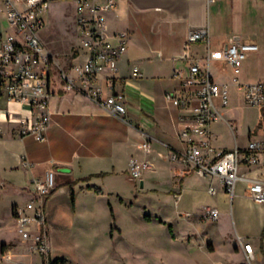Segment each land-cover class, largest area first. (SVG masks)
<instances>
[{
  "label": "crops",
  "instance_id": "crops-1",
  "mask_svg": "<svg viewBox=\"0 0 264 264\" xmlns=\"http://www.w3.org/2000/svg\"><path fill=\"white\" fill-rule=\"evenodd\" d=\"M55 1L58 3L55 4ZM80 1L105 5L110 0H49V10L44 13L45 26L41 31V39L58 61V57L63 59L59 62L65 68L72 64H83L87 60L78 25ZM113 1L114 9L102 13L104 31L114 44L115 35L127 33L128 50L119 61L118 73L113 76L112 85L107 84V76L103 75L98 86L108 95L125 96L127 113L124 119L107 114L83 93L66 92L64 84L54 71L49 86L50 128L46 134L47 140L39 143L33 137L21 139L19 136L20 120L25 118L33 123L37 119V110L29 105L10 102L6 98L0 99V192L24 199L23 203L13 202L10 205L9 219L16 233L1 242L0 264H22L16 253L23 252L26 243L17 233L14 210L33 199V180L43 177L49 170L56 174L57 188L46 205L48 238L49 218L56 220L60 209L58 198L69 197L72 189L75 195L73 211L76 215L80 210V198H89L95 202L109 201L114 221L110 228L111 239L115 238V226H118L112 202L129 211L127 205L138 204L141 193L138 185L143 192L157 191L160 180L165 179L169 184L165 193L175 196L177 191L182 192L180 200L175 201L181 222L195 216L191 211H184L181 203L186 198L185 194H196L185 187L198 176L181 161L173 159L174 155L181 156L186 150L180 133L193 127L192 113L190 110L177 108L166 100L167 94L183 96L186 93L182 81L175 77L176 71H181L184 77L189 73L190 64L182 58L183 55L187 53L191 58L202 60L201 64L206 68L204 58L208 49L217 51L235 41L256 44L260 50L248 55L238 80L245 85L264 82V0ZM58 5L66 15L60 20L66 22L63 32L70 37L64 41L65 44L54 38L60 33L56 26L59 20L51 15V10ZM3 19L0 15V27L6 31ZM201 28L209 29V41L186 49L189 32ZM73 48L75 52H71ZM135 67L140 69L138 77H134ZM209 71L214 82L228 86L230 92L229 105L220 107L224 119L212 127L213 146L220 151L244 149L251 140L261 137V111L245 103L243 93L234 82L236 76L230 65L212 61ZM238 95L242 104L240 106L236 104ZM241 108L255 112L254 117H246L243 121L244 118L239 114ZM239 121L244 125L242 135L238 133ZM145 141L151 144L149 154L140 147ZM133 159L150 165L138 181L131 179L129 174V163ZM242 173L251 178L264 179V168H243ZM202 180L207 185L206 195L212 197L208 193L210 180ZM245 190L246 184L240 182L233 199L220 191L217 196L212 197L214 199H211V205L199 207L197 221L200 230L196 227L197 233L181 234L166 221L164 228L171 236L174 231L178 234L174 243L181 244L189 252L199 250L206 254L208 264H242L245 255L239 238L249 241L254 247L255 258L251 264H264V205L249 199ZM135 197L138 199L135 200ZM242 202H248L257 209L255 235L252 234L253 216L250 225H237L233 219L232 226H225L221 222L229 213L233 218L234 203L240 207ZM49 203L51 209L48 212ZM203 206L217 208L221 214L219 221L213 224L202 222L200 210ZM187 214L192 216L188 217ZM118 227L124 230L123 227ZM210 227L215 232L219 229L223 232L221 248L210 237ZM39 230L38 225L34 224V234ZM194 235L198 236L190 238ZM52 239L54 244V234ZM49 245L52 260H66L55 249L57 256L53 258L50 239ZM220 250H224L226 259L218 258Z\"/></svg>",
  "mask_w": 264,
  "mask_h": 264
},
{
  "label": "built area",
  "instance_id": "built-area-1",
  "mask_svg": "<svg viewBox=\"0 0 264 264\" xmlns=\"http://www.w3.org/2000/svg\"><path fill=\"white\" fill-rule=\"evenodd\" d=\"M49 7V0H0V15L6 22V31L0 27V99L6 98L10 102L29 105L37 110V119L33 123L25 118L20 120L19 136L21 139L33 137L39 143L47 140L46 134L50 128L49 86L54 71L66 92L83 93L104 112L119 119H124L127 113L123 94L108 95L98 86L103 75L107 76V84L112 85L113 76L118 73L119 61L128 50L127 33L115 35L114 44L104 31L102 13L114 9L115 2L110 0L105 5L79 2L78 25L87 60L83 64H72L69 68L60 64L41 39V31L45 26L44 13ZM209 38L208 28L191 30L186 49L207 42ZM259 50L256 44L240 41L217 51L208 49L204 58L206 68H203L202 60L184 54L182 58L190 64L189 73L184 77L181 71H176L175 77L182 81L186 93L183 96L167 94L166 100L177 108L190 110L193 121L192 128L180 133L181 140L186 144L185 152L181 156L174 155L173 159L181 161L198 177L210 180L208 193L212 197L224 191L233 199L238 183L242 182L246 184V196L264 205V179L251 178L242 173L243 168H264V82L245 85L238 80L248 55ZM212 61H221L232 67L236 76L234 82L243 93L245 103L261 111V137L251 140L244 149L220 151L213 146L212 127L224 119L220 107L229 105L230 92L228 86L219 85L212 79L209 71ZM133 72L134 77L140 76L138 67ZM140 147L146 154L151 152L148 141ZM149 168L150 165L144 161L131 160V179L140 180ZM33 185V199L14 210L16 230L28 245L29 253L41 257V264H50L52 259L46 230V205L57 188L55 172L47 171L43 177L34 179ZM181 194V190L176 192L177 202ZM200 214L205 224L216 223L221 216L220 211L212 206H203ZM34 224L40 229L36 234L33 231ZM239 244L245 260L251 264L255 258L253 245L241 238Z\"/></svg>",
  "mask_w": 264,
  "mask_h": 264
},
{
  "label": "rangeland",
  "instance_id": "rangeland-1",
  "mask_svg": "<svg viewBox=\"0 0 264 264\" xmlns=\"http://www.w3.org/2000/svg\"><path fill=\"white\" fill-rule=\"evenodd\" d=\"M54 3L58 2L55 1ZM51 15L59 20L56 22V26L60 33L58 32L59 34L54 38L57 42L64 43L70 38L69 34L66 36L63 32L66 22L60 21L66 15H64L60 5L51 10ZM3 23L6 27V22L3 21ZM62 47L64 46L62 45ZM71 52H75V48ZM58 59L60 62L63 61L60 57ZM236 104L242 105L239 95ZM239 114L245 121L246 117L253 118L255 112L241 108ZM237 127L239 135H242L244 125L239 121ZM160 182V186L157 185L158 190L150 192H143L141 186L138 185L141 192L139 199L135 197V200L138 199V204L127 205L126 208L129 211L116 205L114 201L112 202L117 225L125 230L115 226L114 239L110 237V228L114 221L108 206L109 201L95 202L89 198H80L78 202L80 210L78 209L76 215L73 211L75 200L73 202L71 195L69 197L59 196L58 206L60 209L57 219L53 221L48 216L49 239L53 247L52 257L57 256L54 252L55 249L68 260L67 264H208L206 254L204 255L199 250L189 252L181 244L174 243L178 239V234L174 231L173 236H171L168 230L164 228L166 221L181 234L197 233L196 227L200 230V224L197 221V209L202 205H211V199H214L206 195V183L201 177H197L185 187L186 190L195 191L196 194H185L186 198L182 201L181 208L184 211L195 213V216L186 219V222H181L182 218L180 219V214L175 205V196L171 193H165L169 189L168 182L165 179H161ZM23 200L22 197L10 196L4 191L0 192V247L3 240L13 237L16 233L9 219L10 205L13 202L23 203ZM49 209H51L50 203L48 212ZM232 213L233 218L230 213L227 217L222 218L221 222L225 226H232V219L237 225H250V219L253 216L252 234L257 233L258 213L254 205L242 202L239 207L234 203ZM53 234L55 235L54 244L52 243ZM209 234L215 240L216 246L221 248L223 232L220 229L215 232L210 227ZM197 236H190V238ZM24 246L23 252L16 253L20 256L21 263L34 264L38 262L41 264V257L30 254L28 245L25 244ZM218 255L219 259H226L224 250H220ZM241 263L248 264L246 260Z\"/></svg>",
  "mask_w": 264,
  "mask_h": 264
},
{
  "label": "trees",
  "instance_id": "trees-1",
  "mask_svg": "<svg viewBox=\"0 0 264 264\" xmlns=\"http://www.w3.org/2000/svg\"><path fill=\"white\" fill-rule=\"evenodd\" d=\"M71 191H72L71 197H72L73 202H74V200H75L74 191H73V189ZM262 241H264V232L262 234ZM50 264H67V261L63 260V259L51 260Z\"/></svg>",
  "mask_w": 264,
  "mask_h": 264
}]
</instances>
